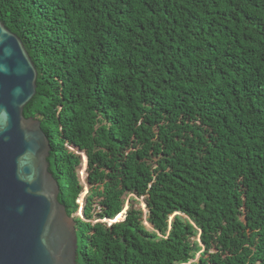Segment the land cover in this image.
<instances>
[{
	"label": "trees",
	"instance_id": "16d2710c",
	"mask_svg": "<svg viewBox=\"0 0 264 264\" xmlns=\"http://www.w3.org/2000/svg\"><path fill=\"white\" fill-rule=\"evenodd\" d=\"M0 22L78 264H264V0H0Z\"/></svg>",
	"mask_w": 264,
	"mask_h": 264
},
{
	"label": "water",
	"instance_id": "95a60500",
	"mask_svg": "<svg viewBox=\"0 0 264 264\" xmlns=\"http://www.w3.org/2000/svg\"><path fill=\"white\" fill-rule=\"evenodd\" d=\"M36 78L21 40L0 22V264H78L75 222L49 172L50 144L40 122L23 116Z\"/></svg>",
	"mask_w": 264,
	"mask_h": 264
},
{
	"label": "rangeland",
	"instance_id": "374dc122",
	"mask_svg": "<svg viewBox=\"0 0 264 264\" xmlns=\"http://www.w3.org/2000/svg\"><path fill=\"white\" fill-rule=\"evenodd\" d=\"M80 199H82V198H80ZM136 201H137L136 202V207L139 206L140 209L143 211V213L145 215L147 211L145 210L143 199H137ZM127 205H128V202L125 204V208L124 209H127ZM145 218H146V216L144 217V220H145ZM171 218L169 219V221L171 220ZM144 226L146 227L147 230L152 231L151 226L148 223H146L145 221H144Z\"/></svg>",
	"mask_w": 264,
	"mask_h": 264
}]
</instances>
